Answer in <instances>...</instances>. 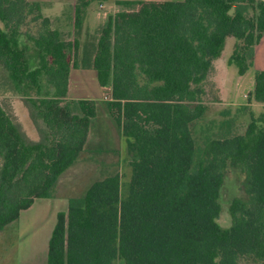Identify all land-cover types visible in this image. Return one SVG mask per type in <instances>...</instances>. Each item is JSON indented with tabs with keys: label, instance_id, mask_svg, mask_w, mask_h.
Instances as JSON below:
<instances>
[{
	"label": "trees",
	"instance_id": "16d2710c",
	"mask_svg": "<svg viewBox=\"0 0 264 264\" xmlns=\"http://www.w3.org/2000/svg\"><path fill=\"white\" fill-rule=\"evenodd\" d=\"M95 1L109 0H75L69 8L70 42L43 16V3L0 0V66L39 131L30 139L0 105V230L35 198L54 197L58 178L84 149L97 102L68 99L67 83L71 67L93 68L110 88L105 105L125 138L130 177L123 196L114 173L68 198L46 264H264V73L254 72L253 88L262 110L250 114L243 133L218 127L201 142L192 133L227 36L236 39L227 63L239 75L252 66L264 1L115 0L121 9L106 16L98 37L86 33L81 42ZM227 166L242 175L243 195L230 201L223 228L216 220Z\"/></svg>",
	"mask_w": 264,
	"mask_h": 264
},
{
	"label": "rangeland",
	"instance_id": "374dc122",
	"mask_svg": "<svg viewBox=\"0 0 264 264\" xmlns=\"http://www.w3.org/2000/svg\"><path fill=\"white\" fill-rule=\"evenodd\" d=\"M109 13H112V11L107 8L106 5L93 2L82 22L80 41L84 42L86 33L92 38L98 37V32ZM68 14H70L69 8L66 7L58 18L53 19L51 25L53 28L59 29L62 37L66 41L73 42L75 30L73 22L69 19ZM92 38L89 39L92 40ZM231 41L232 40H230L222 50L221 59H226L231 55ZM28 53L30 57V67H32L36 64V55L31 45ZM203 89L204 93L202 99L206 110L203 117L192 125L193 136L198 142H201L205 134H208L210 130L212 132L218 131V127H220L221 131L229 129L233 134H241L244 132L250 120V114L252 113L256 116L262 110L261 106L248 105L245 103V100H243V104L241 100L232 101L222 98L219 101L214 84L211 80H207L203 84ZM104 90L108 91V94L104 95L101 99L102 101L96 105V116L93 120L87 143L76 162L58 178L55 196H59L63 199L79 196L93 181L114 173L119 174L121 185L120 192L121 196L124 195L131 172V159L127 153L125 138L121 133V129L111 118L105 105V101L111 98L110 88H104ZM30 94H33V91L30 92ZM13 99L22 101L21 97L9 86L6 73L0 66V105L8 114L13 115L19 122L18 119L24 115V112L20 113V111H18L19 114L17 116L14 115L11 105ZM27 115L24 122L28 127H31L34 132L33 138L35 139L32 140L37 141L39 139V131L30 119L29 114ZM37 124L38 127L43 130L39 120ZM241 179L242 175L237 170L230 166L225 168L223 183L218 196L220 212L216 220L223 228L230 226V216L228 213L230 201L236 196L243 195L240 184ZM52 219H55V217L52 218L51 215L44 214L39 221L34 222L32 225H49ZM34 236L35 232H32L26 237V241L21 238L16 239L13 226L0 231V264H15V262L19 264L18 259H21L22 256L24 257V255L27 257L26 255L29 254V245L34 240ZM25 243L28 245V248L26 247V252H24L23 248ZM122 263L121 260H118L116 264ZM238 264L260 263L254 262L250 258H241Z\"/></svg>",
	"mask_w": 264,
	"mask_h": 264
},
{
	"label": "crops",
	"instance_id": "0c3cea01",
	"mask_svg": "<svg viewBox=\"0 0 264 264\" xmlns=\"http://www.w3.org/2000/svg\"><path fill=\"white\" fill-rule=\"evenodd\" d=\"M28 1H38L43 3L41 12L43 16L47 17L50 22L53 19L58 18L66 7H74L75 0H28ZM133 1V0H127ZM144 1H167V0H144ZM264 1V0H262ZM96 2V1H95ZM98 2V1H97ZM111 9L112 14L121 9L115 4V0L99 2ZM87 8L89 10L90 6ZM102 6V5H101ZM137 8V7H136ZM72 22H73V11H72ZM110 14V13H109ZM74 26V25H73ZM3 24L0 21V28ZM231 42V49H233L236 39L233 36H227L225 38L222 49L219 55L213 60V70L208 74L207 80H211L214 84L216 90L217 98L220 101L222 98L232 101L243 100L248 105H259L263 104L257 102L253 98V88H254V72L262 71L264 73V33L262 34L259 41L254 45L252 66L242 75L237 73V68L234 64H228V58L221 59V52L227 45ZM232 51V50H231ZM206 80V81H207ZM108 91H105L103 87L100 86L97 80L96 71L93 68H73L71 67L68 74L67 83V98L73 100L89 99L95 100L97 103L101 102L102 97L107 95ZM111 99V98H110ZM109 99V100H110ZM108 101V100H107ZM12 109L14 115L17 116L24 112V115L19 117V122L22 124L24 132L31 138H33V131L31 127H28L24 122L26 120L27 109L23 102L20 100L11 101ZM24 117V118H23ZM32 135V136H31ZM89 137V136H88ZM88 140V138H87ZM68 199H63L59 196H54L51 198H35L32 204L23 209L19 213V217L15 222L7 225L6 228L13 226L16 239H22L26 241V237L32 232H35L34 240L29 245V254L27 257L22 256L18 259L19 264H46V256L48 249V241L51 236V232L56 223V215L58 212H66ZM44 214L51 215V224L49 225H32L34 222L39 221ZM17 224V225H11ZM0 230V231H3ZM26 247L28 245L25 243L23 246L24 252H26ZM118 262L116 260L115 264ZM15 264H17L15 262ZM123 264V263H122Z\"/></svg>",
	"mask_w": 264,
	"mask_h": 264
}]
</instances>
